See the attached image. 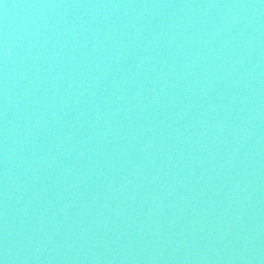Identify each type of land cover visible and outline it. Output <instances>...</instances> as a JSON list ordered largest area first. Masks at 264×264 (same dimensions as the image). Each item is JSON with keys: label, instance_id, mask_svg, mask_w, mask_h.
<instances>
[{"label": "water", "instance_id": "95a60500", "mask_svg": "<svg viewBox=\"0 0 264 264\" xmlns=\"http://www.w3.org/2000/svg\"><path fill=\"white\" fill-rule=\"evenodd\" d=\"M0 264H264V0H0Z\"/></svg>", "mask_w": 264, "mask_h": 264}]
</instances>
